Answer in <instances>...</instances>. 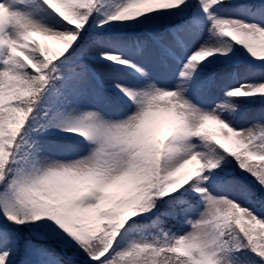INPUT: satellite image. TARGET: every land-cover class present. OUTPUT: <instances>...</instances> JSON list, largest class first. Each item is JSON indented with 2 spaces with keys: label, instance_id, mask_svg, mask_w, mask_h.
Wrapping results in <instances>:
<instances>
[{
  "label": "snow or ice",
  "instance_id": "snow-or-ice-1",
  "mask_svg": "<svg viewBox=\"0 0 264 264\" xmlns=\"http://www.w3.org/2000/svg\"><path fill=\"white\" fill-rule=\"evenodd\" d=\"M0 264H264V0H0Z\"/></svg>",
  "mask_w": 264,
  "mask_h": 264
}]
</instances>
